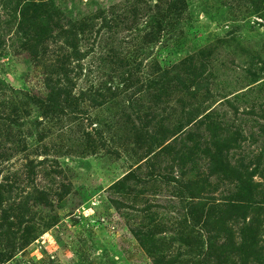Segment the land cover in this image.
I'll return each mask as SVG.
<instances>
[{"label": "rangeland", "instance_id": "374dc122", "mask_svg": "<svg viewBox=\"0 0 264 264\" xmlns=\"http://www.w3.org/2000/svg\"><path fill=\"white\" fill-rule=\"evenodd\" d=\"M33 1L0 0V183L38 232L0 264H154L155 242L162 264H207L228 231L264 254V0H43L39 44ZM50 87L69 102L30 100Z\"/></svg>", "mask_w": 264, "mask_h": 264}, {"label": "trees", "instance_id": "16d2710c", "mask_svg": "<svg viewBox=\"0 0 264 264\" xmlns=\"http://www.w3.org/2000/svg\"><path fill=\"white\" fill-rule=\"evenodd\" d=\"M36 1L39 2V4H37ZM181 1L183 3V0L177 1L174 9H177L176 5H178V2ZM31 8H34L35 10H31ZM46 8L47 5L43 0H34L31 6L21 12V22L34 31V36L38 44L41 42L43 43V41H46L48 38H50V35L54 30L49 23V20L52 18V16L46 14L48 12ZM42 21H46L47 23L44 24ZM65 34L70 35L73 34V32L70 29L69 31L65 32ZM57 87H50V93L45 101L43 99L34 97H30V100L33 103L39 104L42 108L48 106V109L57 108L62 97H64L65 103L69 102L68 96L70 93ZM241 185V199L226 204L225 206V213L229 219L237 218V216L241 213V218H246L245 213L250 202L246 201V195H244L243 192L245 190L247 193V187L246 182L242 180V177ZM7 186L8 185L6 184L0 183V243L5 244V248L7 249V251L0 253L1 262L12 259L16 252L22 251L29 247L32 242L37 239L35 234L38 232L37 228L34 225H31L32 218L30 219V217H28L30 210L25 202H20L10 211L4 209V202L6 200L5 190L8 188ZM44 194L45 193H37V196L29 198L34 199V205L47 206L48 203L46 201H42L43 199L39 197L44 196ZM202 211L201 205H195L191 211V215L194 216L193 221H195V226H199V220L201 219L200 216ZM209 222H211L210 217H208V219L203 224L206 226L207 230H209ZM224 229L225 226L223 227L222 231ZM225 232L227 233V230ZM247 234L250 239H254L257 233L251 231ZM133 236L143 248L146 246V243L142 240L141 232H134ZM155 243L152 244L153 246L151 245L152 248H148L146 250L147 253L152 256L154 264H162L161 261L155 257ZM257 247L258 245L256 244L242 248L240 246L238 247L234 242L233 234L228 231V237L223 243H220L219 245H214L213 238H209V245L207 243L208 254L206 262L207 264H216V261L218 264H227L228 261L233 262L232 264H264V254L262 253V250L258 249ZM237 255L239 256L238 262L234 261L235 258H237Z\"/></svg>", "mask_w": 264, "mask_h": 264}]
</instances>
